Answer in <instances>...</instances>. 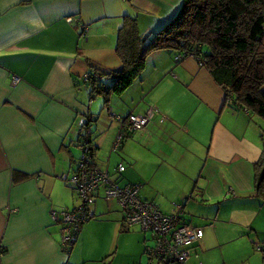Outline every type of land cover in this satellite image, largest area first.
Instances as JSON below:
<instances>
[{
  "label": "crops",
  "instance_id": "obj_1",
  "mask_svg": "<svg viewBox=\"0 0 264 264\" xmlns=\"http://www.w3.org/2000/svg\"><path fill=\"white\" fill-rule=\"evenodd\" d=\"M165 4L0 0V264H167L148 255L151 235L140 224L128 226L118 200L103 193L71 246L63 242L64 223L52 216L80 202L63 176L78 170L82 152L77 158L73 152L76 146L82 151L86 138L80 121L95 117L84 80L87 58L114 64L110 57L122 14L140 5L165 10L164 5L169 11L163 15L170 17L181 1L175 8ZM83 22L89 24L86 37ZM165 55L173 54L166 50ZM175 62L178 74L165 73L171 60L164 71L157 62L121 93L110 91L109 96L122 94V112H144L151 104L159 111L145 128L127 135L119 150H112L118 121H97V135L90 140L96 164L112 178L124 177L125 184H140L141 194L167 212L184 202L183 219L203 230L188 264H264V198L255 186L262 135L243 109L226 107L232 101L196 57ZM194 155L203 157L197 168ZM125 160L131 166L118 171ZM129 167L145 181L137 172H125ZM67 185L77 196L72 205V193L62 200Z\"/></svg>",
  "mask_w": 264,
  "mask_h": 264
},
{
  "label": "trees",
  "instance_id": "obj_2",
  "mask_svg": "<svg viewBox=\"0 0 264 264\" xmlns=\"http://www.w3.org/2000/svg\"><path fill=\"white\" fill-rule=\"evenodd\" d=\"M140 7L144 8L125 11L117 30L114 53L121 68L116 67L119 63L104 67L87 58L86 86L91 95L101 93L108 100L110 91L121 93L140 75L149 53L166 48L184 53L183 57L196 55L223 87L227 101L264 118V0H181L172 16L156 18L160 25L149 33L139 21ZM145 16L153 22L152 15L145 12ZM83 24L86 29L81 27V35L86 37L89 24ZM89 119L93 132L86 135L91 140L96 118L91 114ZM256 169L255 186L264 198V150Z\"/></svg>",
  "mask_w": 264,
  "mask_h": 264
},
{
  "label": "built area",
  "instance_id": "obj_3",
  "mask_svg": "<svg viewBox=\"0 0 264 264\" xmlns=\"http://www.w3.org/2000/svg\"><path fill=\"white\" fill-rule=\"evenodd\" d=\"M82 28L86 29L83 23ZM183 56L184 53H179L176 58L181 59L184 58ZM192 56L196 57V55ZM199 63L202 65V61ZM89 76L87 74L85 80ZM17 80L18 77L14 76V82ZM158 111L159 107L151 104L144 112L131 111L127 114L111 112L119 123V131L112 150H117L127 135L145 128ZM161 120H165L164 115L161 116ZM89 121L88 117L80 121L85 134L90 133ZM85 137L81 143L82 154L78 160L77 172L63 176L64 179H69L78 191L80 202L72 209H65L59 213L52 212L55 220L64 223L62 236L64 244L71 246L77 241L82 224L95 214L91 206L97 196L103 193L107 199L118 200L124 210L125 222L128 226L140 224L144 232L151 235L153 242L146 245V252L150 257L167 264H188L192 245L202 236L203 230L183 219V204L176 202L173 211L167 212L155 202L140 195V184H121L117 177L112 178L109 171L97 166L94 148L87 135ZM117 169L118 171L125 169L123 162L117 165ZM231 191L235 193L234 189ZM256 245L260 247L258 243Z\"/></svg>",
  "mask_w": 264,
  "mask_h": 264
},
{
  "label": "rangeland",
  "instance_id": "obj_4",
  "mask_svg": "<svg viewBox=\"0 0 264 264\" xmlns=\"http://www.w3.org/2000/svg\"><path fill=\"white\" fill-rule=\"evenodd\" d=\"M157 1H159L160 3H164V2H166V4L165 5H167V4H169V5H172L171 6V8H175V6L176 5H178V3L181 1V0H157ZM160 5V4H159ZM156 7H158V6H156ZM162 7H163V9H165V10H161V7L159 8L160 10H158V9H154L153 7H152V5H147L146 6V9H144V8H141V10H142V12H141V16H140V18H139V21H142L143 23H144V26H142L141 28L144 30V31H146L147 33H149V32H152V31H155V30H157L158 29V27H159V25H160V21H158V20H156V18H158V17H162V16H164L169 10H168V7L167 6H164V5H162ZM145 12L147 13V14H149V15H152V18H150V19H153V22H149V18L148 17H146L145 16ZM163 13H164V15H163ZM145 21V22H144ZM153 27L155 28V30L153 29ZM117 41V40H116ZM116 45V44H115ZM92 51H94V54L95 55H97V54H99L100 55V52L98 51V50H96V49H91ZM166 50H169V49H166V48H158V49H155V50H153L152 51V53H151V55L149 56V58H150V65H149V58L146 60V64H147V66H148V69H143L142 70V72L140 73V75L139 76H137V77H140V76H142V74H146L148 71H149V69H153L155 66H153L154 64H157V62H160V64H159V68H158V70H160V71H164V69L168 66V62H169V60H171V66L169 67V69L165 72L166 74H170L171 72V69H175V64H177L176 62H175V60H174V57L176 58V54L177 53H179L180 51H178V50H175L174 51V53H173V51L172 50H169L173 55H174V57H173V55H170L171 57H169V55H165V52H166ZM111 54H114V56L112 55L111 56V58L114 60V64L115 65H117L118 63V66H116L117 68H121V66H122V64H121V62H120V59L118 58V56L116 55V53H114V51H111ZM174 72L175 73H177L178 74V71L175 69L174 70ZM88 73H86L85 74V76L87 75ZM173 74V73H172ZM171 74V75H172ZM174 75V74H173ZM84 76V77H85ZM171 78H173L172 76H171ZM84 80H85V78H84ZM176 80V79H175ZM86 81V80H85ZM182 83H180V82H178V84L177 85H181ZM138 87H139V84L137 83V90H138ZM160 88L161 89H163L164 87L163 86H160ZM122 94H113V95H110L109 96V101H108V103L107 102H105V97L101 94V93H93L92 95H91V98H90V100H91V102H90V104H89V106L91 107V111L93 112V114L95 115V121H94V134H93V137L94 136H96L95 135V133H96V130H97V121L99 122V123H102V121H105V119H107V120H110V121H112V122H115L116 123V121H117V119H115V118H113V116H112V114H111V112L113 113V112H115V113H121V114H125V113H127V112H122L121 111V109H123V108H121V105H122V102H123V98H122V96H121ZM180 98V97H179ZM180 103L182 104V105H186V102L185 101H182V100H180ZM231 103H229V105H227L226 107L227 108H229V107H231L232 105H234V104H232V105H230ZM106 105H110V106H112V108H110V107H108V109H107V107H106ZM245 106H240L239 108H235L236 110H241V109H243V112L244 113H248L249 114V116H250V118H251V120H250V118L248 117V120H250L251 122H252V125L254 126V128L255 129H257V131L259 132V137H260V135H262V139H263V142H264V118H262L261 116H259L258 114H257V112H255L253 109H251V108H248V111H246L245 110ZM90 110V109H89ZM111 110V111H110ZM127 110H129V109H127ZM109 116H108V115ZM93 117V116H92ZM89 118V117H88ZM113 119H115V120H113ZM90 120V119H89ZM257 125L260 127V129L257 127ZM139 131V130H138ZM138 131H135V132H133L132 134H135L136 132H138ZM131 134V135H132ZM131 137V136H130ZM82 141H83V139H81V143H82ZM81 149H82V147H81ZM119 150V149H118ZM82 151L80 150V148L78 147V146H76V148H75V150H74V155H75V157L77 158L78 157V155H80V153H81ZM70 157V156H69ZM202 156H197V155H194V157H193V159H192V166L193 167H195V168H197L199 165H200V163H201V161H202ZM72 160H73V157H72ZM76 160V159H75ZM123 164L125 165V168L126 167H128L129 165L131 166V164L129 163V162H127L126 160H125V162H123ZM124 171V170H123ZM122 171V172H123ZM162 171H164V169H162L159 173H158V175L162 172ZM121 172V173H122ZM125 172H129L130 174H134V173H136L137 172V174H138V177H139V180H141V182L142 181H145V179H144V177H143V175L141 174V172L140 171H138L136 168H133V167H129ZM124 172V173H125ZM120 173V174H121ZM118 180H119V177H118ZM119 182H121L122 184H125V182H127V180L123 177L121 180H119ZM64 185H66L65 183H63ZM159 185V181H158V183H157V186ZM68 186V185H67ZM145 186H147V184H145ZM68 188H69V190L67 191V193L62 197V200H64L65 198H68L69 196H70V194L72 193V197H71V202H70V205H72V204H74V202L76 201V194L74 193V191L75 190H73L72 189V187L71 186H68ZM141 191V190H140ZM140 195L142 196V197H144L142 194H141V192H140ZM145 198V197H144ZM159 199V198H158ZM157 199V200H158ZM181 199V198H180ZM179 199V200H180ZM98 200V202L100 203V204H103L102 203V198H99V199H97ZM194 202H195V200H193ZM181 202H183V201H181ZM76 203V202H75ZM184 203V202H183ZM99 216V215H98ZM255 241H259L258 239H254ZM260 242V241H259ZM261 243V242H260ZM257 250H259L260 252H261V249H258L257 248ZM262 253V252H261ZM257 256H259V255H257ZM261 256H263L262 254H261Z\"/></svg>",
  "mask_w": 264,
  "mask_h": 264
},
{
  "label": "water",
  "instance_id": "obj_5",
  "mask_svg": "<svg viewBox=\"0 0 264 264\" xmlns=\"http://www.w3.org/2000/svg\"><path fill=\"white\" fill-rule=\"evenodd\" d=\"M91 132H93V130H92L91 127H90V133H91ZM93 150H94V149H93Z\"/></svg>",
  "mask_w": 264,
  "mask_h": 264
}]
</instances>
